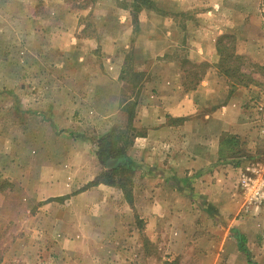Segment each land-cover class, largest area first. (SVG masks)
<instances>
[{
	"label": "crops",
	"instance_id": "crops-1",
	"mask_svg": "<svg viewBox=\"0 0 264 264\" xmlns=\"http://www.w3.org/2000/svg\"><path fill=\"white\" fill-rule=\"evenodd\" d=\"M151 1L131 15L130 25L129 9L112 15L113 7L101 5L95 29L85 35L78 34L77 15L62 11L61 0L47 10L52 26L24 19V50L33 55L23 64L48 65L46 78L55 86L39 85L47 74L38 72L32 75L36 86L17 87L19 77L10 74V95L21 100L11 102L10 111L22 114L21 121L10 119V127L22 131L0 136L7 145L0 149L9 155L0 157V177L22 186L34 215L0 264H164L143 250L130 257L129 243L143 232L149 239L160 236L158 249L167 258L188 252L199 264L245 260L232 229L252 240L255 218L239 222L234 216L243 206L239 168L255 152L247 106L255 88L228 86L216 66L215 42L223 33L236 34V52L256 59L257 27L247 12L222 0L197 13L189 10L192 0ZM59 13L69 23L57 21ZM46 32L53 33L52 43L45 42ZM31 36H38L37 54L26 42ZM127 51L132 63L147 68L141 76L124 74ZM184 60L207 63L191 89L183 86ZM128 79L134 81L129 90ZM129 100L136 130L125 149L134 177L127 200L118 185L89 182L104 169L98 140L112 133V119ZM84 126L95 137L79 130Z\"/></svg>",
	"mask_w": 264,
	"mask_h": 264
},
{
	"label": "rangeland",
	"instance_id": "rangeland-1",
	"mask_svg": "<svg viewBox=\"0 0 264 264\" xmlns=\"http://www.w3.org/2000/svg\"><path fill=\"white\" fill-rule=\"evenodd\" d=\"M61 8L62 11H68L73 12L78 17V22L80 24V27H82L79 30V35H85L88 32H92L93 29H95V17L99 13L98 9L101 5H109L113 7V10H110V13L113 15L114 12L121 10H124V8L129 9L130 14L127 15V23L130 25L129 18L131 20L132 11L130 10V5L132 4V0H61ZM58 2V0H57ZM222 2L226 3L227 5L233 3V5H237L240 10H244L248 13L246 16L247 19H251V21L254 23V25L257 27L258 33L254 32L256 35L259 34L260 36V42H258L260 50H257L256 59L241 54L243 56V59L236 62L237 66H239L240 70L243 72L248 73L249 77L252 79V81L246 79L242 83H236L235 78L238 77L237 72L229 73L226 77V82L228 86H235L237 84L239 85H252L254 86L255 90L252 93V96L250 99H248V108L250 109V117L251 122L253 123V134L251 137V141L253 143V148L255 147L254 154L247 158L244 162L242 167L239 168L236 187L239 191L240 197L243 201V206L241 210L234 216L236 220L241 222L242 220L245 221L246 218H255L253 220V235L252 240L249 241L248 238L243 234L244 241L243 245L248 250L249 257L243 253L240 250V246L237 243L238 250L242 253L244 256V259L240 258H234L230 256V259L228 261L229 264H264V225L262 221L264 220V201L262 203H251L248 207L245 205V199L244 195L242 193V188L239 183V175L240 171L244 170L245 167L253 162L262 161L264 160V134L260 131V121H261V114L258 110V103L264 102V0H222ZM56 2L54 0H0V136L3 135V133H9L15 136L21 135V129L22 127H10V119L15 118L20 120L22 118V114L17 115L16 112L10 111V103L13 102L15 99L16 101L19 100L18 96H15V99L12 95H10V74L15 73L19 79L14 80V83L18 84V86H24V83L28 84L30 87L36 86L37 80L32 77L33 73L43 72L47 74L43 77L42 82L39 83V85L46 86L47 88H52L55 86L54 81L47 79L49 78V75L51 73L50 67L46 65V67H42L39 65V63L34 64H23V60L25 57V60H28L29 54L28 51L24 50V46H26L25 41L22 38V32L20 31V27L23 25L24 19H27L31 21V24L34 23V25H43L42 27H45V25L52 26L54 22H51V19H49V12L47 10L50 7L55 6ZM213 6L212 0H192L191 6L189 8L190 11L196 10V13L198 11L204 12L206 8L209 6ZM58 8H60L58 6ZM120 9V11H119ZM124 12V11H123ZM122 11L120 13H123ZM244 12V14H245ZM72 13H70L71 17ZM193 15V14H192ZM41 16V19L38 17ZM193 16V17H197ZM136 17V16H135ZM48 18V19H46ZM209 17L200 16L201 21H207L209 20ZM62 19L63 24L69 23L70 18H62V15L59 13L57 17V21H60ZM34 26L35 28H37ZM40 26V27H41ZM16 28L18 32L13 31L12 28ZM62 27V26H59ZM45 32V31H43ZM61 36V33L58 32ZM42 32L40 33L42 38ZM53 33H47L45 38L46 43H52ZM242 35H245L246 33H241ZM70 35V33H69ZM133 35V33H132ZM235 36L234 41V47L236 52V42L237 37L236 34H233ZM71 36V35H70ZM69 36V38H71ZM245 37V36H244ZM68 38V40H70ZM36 40H34L33 36L29 38L28 41L31 45V52L36 53ZM227 46H230L229 41H225ZM257 43V42H256ZM255 43V44H256ZM25 44V45H24ZM234 51V50H231ZM104 53V52H103ZM129 52H125L127 54L126 61L127 64L124 66V74H128V76L134 77L136 75L141 76L147 71V68L141 65H136L132 63L129 58ZM37 54V53H36ZM54 53L49 52V55H52ZM68 55H70L69 52H67ZM87 54V52L85 53ZM98 54H100L98 52ZM25 55V56H24ZM85 56V55H84ZM259 56V58L257 57ZM33 57V56H31ZM232 61V59L230 60ZM207 64V63H206ZM182 68L185 69L186 75L184 77L185 82L189 81L191 79H195V77L198 76L199 71H201L202 67H195L192 62L183 61L182 62ZM23 73H29L27 77H23ZM196 74V75H195ZM195 76V77H194ZM32 79H31V78ZM47 77V78H46ZM27 78V79H24ZM24 79V81L22 80ZM30 79V80H28ZM132 80V79H131ZM128 79V84L130 83V86L128 85V90L133 88L134 85L131 84V81ZM134 82V81H133ZM235 82V83H232ZM129 99L130 97L128 94L124 95ZM134 105L132 104V100H129L124 103L122 106V113L121 116L116 115L113 127H115L112 130V133L120 134V137L117 138L119 140H126L131 142V138H133V134L136 130V128L132 124V117L135 113H133L132 108ZM96 119V118H95ZM21 121V120H20ZM87 126L81 127L79 130H82L88 135H96L95 130H90V128H86ZM35 130L39 131L41 129L35 128ZM138 130V129H137ZM45 134V129L42 128L41 130ZM7 146L6 144L0 143V147ZM5 153V155H8L6 150L0 149V157L1 155ZM9 156V155H8ZM2 159V157H1ZM113 159V158H109ZM108 159V160H109ZM117 162V161H116ZM115 162V163H116ZM114 163V164H115ZM113 166V164L111 165ZM110 165L104 166V169H108L111 167ZM103 169V168H102ZM125 178L124 183L126 187L130 188L133 184V175L131 173L124 174ZM114 179H117L119 177L118 175L114 176ZM0 261L3 260L4 250H7L6 248H10V243L14 242L16 240L15 237L18 235H22L26 230L27 227L25 226L26 220L34 215V209L30 208V199L29 195L26 194L24 191H22V186L20 184L15 185L9 180H6L5 178L0 177ZM263 225V226H262ZM30 230L33 229L34 225H30ZM244 227L247 226V224L243 225ZM242 227V225L240 226ZM36 230V228H34ZM233 230V229H232ZM240 234V233H239ZM242 235V234H241ZM38 236V235H37ZM159 236V235H158ZM153 237V239H149L148 236L145 234V232L140 234V241L133 240L129 243V247L131 251L130 257L133 258V255L137 253V251H142L144 254L153 255L158 260L163 261L164 264H199L197 263V258L195 256L191 257L188 252L185 254H180L178 256L169 257L167 258L166 255H162L161 249H158L160 244L162 243V239L159 237ZM36 241H40L35 237ZM249 246H253L254 250L251 252L248 248ZM234 249V248H233ZM168 256V255H167ZM248 258L251 260V262L248 261ZM140 260V259H139ZM6 261L10 263V257H6Z\"/></svg>",
	"mask_w": 264,
	"mask_h": 264
},
{
	"label": "trees",
	"instance_id": "trees-1",
	"mask_svg": "<svg viewBox=\"0 0 264 264\" xmlns=\"http://www.w3.org/2000/svg\"><path fill=\"white\" fill-rule=\"evenodd\" d=\"M151 0H132V4L130 5V10L132 14L135 15L141 8H150L152 5ZM229 41L230 46L228 47L225 41ZM235 36L232 33H223L219 35L215 42L216 51L219 55V60L216 64L218 72L223 75H228L232 72H237V76L234 80L236 83H242L244 80L248 79L252 81V79L247 75L248 73L243 72L240 70L239 66H237L238 61L243 59V56L237 52H235L234 47ZM234 50V51H231ZM232 59V61H230ZM195 67L201 66L202 69L199 71V74L195 79H191L189 81H183L184 88H194L195 85L200 80L201 75L207 68V64L205 62L200 63H192ZM196 75V74H195ZM232 82V83H235ZM117 133H111L108 136H104L98 140V148L96 150V155L98 157L99 162L105 166V162L108 158H116L118 161L116 164L111 166L110 168L103 169L99 172L95 178L89 182V185L97 184L99 182L106 183L109 185H118L122 188L124 195L127 200H130V188L126 187L124 183V174H129L133 168L132 163L125 155V149L130 144V141L122 140L120 143L118 142ZM120 134L118 135V137ZM118 175L117 179H114ZM124 177V178H123ZM123 178V179H122ZM235 237L237 238V243L240 246V250L245 253L247 256L249 255L248 250L244 247L243 241L244 237L241 234H236L235 230ZM249 257V256H248ZM248 261L251 260L248 258Z\"/></svg>",
	"mask_w": 264,
	"mask_h": 264
},
{
	"label": "built area",
	"instance_id": "built-area-1",
	"mask_svg": "<svg viewBox=\"0 0 264 264\" xmlns=\"http://www.w3.org/2000/svg\"><path fill=\"white\" fill-rule=\"evenodd\" d=\"M261 114L260 131L264 134V102L258 103ZM239 183L245 199L246 207L251 203L264 201V160L248 164L240 171Z\"/></svg>",
	"mask_w": 264,
	"mask_h": 264
},
{
	"label": "water",
	"instance_id": "water-1",
	"mask_svg": "<svg viewBox=\"0 0 264 264\" xmlns=\"http://www.w3.org/2000/svg\"><path fill=\"white\" fill-rule=\"evenodd\" d=\"M116 161H117L116 158L109 159V160L107 161L106 165H107V166H109V165L111 166V165L114 164Z\"/></svg>",
	"mask_w": 264,
	"mask_h": 264
}]
</instances>
